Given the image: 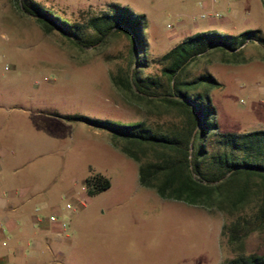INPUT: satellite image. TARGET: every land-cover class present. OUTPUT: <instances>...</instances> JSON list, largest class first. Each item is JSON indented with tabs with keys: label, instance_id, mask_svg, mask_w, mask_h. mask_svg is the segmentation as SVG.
Segmentation results:
<instances>
[{
	"label": "rangeland",
	"instance_id": "374dc122",
	"mask_svg": "<svg viewBox=\"0 0 264 264\" xmlns=\"http://www.w3.org/2000/svg\"><path fill=\"white\" fill-rule=\"evenodd\" d=\"M34 1L80 24L110 4L144 15L142 75H158L159 58L197 33L259 30L264 37V0ZM128 49L119 32L99 46L78 48L56 30L44 33L14 0H0V176L30 185L60 209L56 217L69 235L58 247L60 264H220L233 256L220 234L230 217L161 199L139 184L138 163L111 145L106 130L62 117L144 122L154 130L181 124L176 111L128 97L112 84L110 75L126 69ZM241 53L245 60L236 64L211 51L183 74L210 73L220 83L209 91L219 133L264 130V46L245 42ZM95 173L110 187L79 207L84 181ZM246 252L264 253V231L249 235Z\"/></svg>",
	"mask_w": 264,
	"mask_h": 264
},
{
	"label": "trees",
	"instance_id": "16d2710c",
	"mask_svg": "<svg viewBox=\"0 0 264 264\" xmlns=\"http://www.w3.org/2000/svg\"><path fill=\"white\" fill-rule=\"evenodd\" d=\"M14 2L44 33L56 30L78 48L99 46L118 32L128 38L126 69L110 75L112 84L128 97L155 100L176 111L181 124L154 130L144 122L121 125L81 115L62 117L106 130L111 145L138 163L139 184L161 199L230 217L220 234L233 256L220 264H264V253L246 252L249 235L264 231V130L219 133L209 91L220 83L210 73L183 77L198 57L211 51L222 52L224 63H242L245 42L264 46L260 31L185 37L159 58L158 75H142L148 66L144 15L133 17L127 8L110 4L108 10L80 24L60 18L34 0ZM84 186L89 197L108 189L110 181L95 173L85 179Z\"/></svg>",
	"mask_w": 264,
	"mask_h": 264
},
{
	"label": "crops",
	"instance_id": "0c3cea01",
	"mask_svg": "<svg viewBox=\"0 0 264 264\" xmlns=\"http://www.w3.org/2000/svg\"><path fill=\"white\" fill-rule=\"evenodd\" d=\"M41 197L30 185L0 176V264H60L58 247L69 235L59 217L50 220L60 209Z\"/></svg>",
	"mask_w": 264,
	"mask_h": 264
},
{
	"label": "built area",
	"instance_id": "2783aa9c",
	"mask_svg": "<svg viewBox=\"0 0 264 264\" xmlns=\"http://www.w3.org/2000/svg\"><path fill=\"white\" fill-rule=\"evenodd\" d=\"M82 191H83L82 195L80 196V199L78 201V206L79 207L85 206L86 202H87V198H88L85 186H82ZM71 207L72 206L70 204H66V208L71 209ZM56 219H57L56 216H50V220L51 221H56ZM60 227L63 228V229L66 228V223L63 222V221H60Z\"/></svg>",
	"mask_w": 264,
	"mask_h": 264
}]
</instances>
